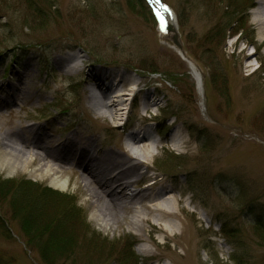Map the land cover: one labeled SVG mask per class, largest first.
Masks as SVG:
<instances>
[{"label":"rangeland","instance_id":"obj_1","mask_svg":"<svg viewBox=\"0 0 264 264\" xmlns=\"http://www.w3.org/2000/svg\"><path fill=\"white\" fill-rule=\"evenodd\" d=\"M30 1L36 12L28 0H0V87L11 94L9 83L28 69V93L1 107L0 133L44 127L55 141L75 134L105 151L121 148L133 128H152L164 136L167 150L153 151L148 175L164 178L165 189L177 190V197L185 190L192 217L173 208L176 220L152 218L167 238L146 224L104 230L76 178L63 176L61 192L28 171L0 170V186H7L0 192V264H264V28L254 22L258 0L252 8V0H163L175 13L184 52L202 70L200 91L171 41L158 38L143 0ZM77 53L88 69L69 74L60 61ZM92 68L140 81L141 93L125 102V120L105 122L90 108L86 90H98L89 84ZM147 93L151 109L141 117ZM178 128L187 144L172 151ZM31 183L76 199L87 225L58 219L47 230L58 215L50 205L61 200L44 194L39 200L46 212L34 207L37 194L29 186L22 192ZM93 238L108 249L100 252ZM131 239L136 244L130 248ZM43 244L46 257L39 251Z\"/></svg>","mask_w":264,"mask_h":264},{"label":"bare ground","instance_id":"obj_2","mask_svg":"<svg viewBox=\"0 0 264 264\" xmlns=\"http://www.w3.org/2000/svg\"><path fill=\"white\" fill-rule=\"evenodd\" d=\"M143 1L152 17L158 38L163 42L171 41L172 46H169L174 48L183 62L188 64L192 77L200 91L205 82L204 75L201 68L184 52L174 11L163 0ZM253 1H250L252 5L247 8L254 6L255 2ZM257 5L258 9L254 14L257 19L254 22L256 26L264 28V0H258ZM31 17L33 16L31 15ZM162 27L164 32L161 30ZM168 27L170 30H166ZM262 34V41L264 42V31ZM174 36H177L175 43L171 40ZM81 59V55L77 53L62 59L60 64L69 74L82 73L88 67L85 68L84 63L86 62H82ZM76 62H81V69L77 68ZM27 71L28 69H24L22 72H17L16 81L9 83L7 89L10 90L11 94L6 89H2L3 86L0 87V109L4 106L13 105L26 94L28 91L25 83L28 77ZM126 83L128 86H125ZM89 84H92L98 90L90 91V89H87L86 91L89 92L87 101L97 117L105 122L125 120L129 113L126 110L125 102L127 99L137 98L138 94L141 93L139 80H130L126 75L119 76L117 73L100 71L94 68L89 71ZM153 101L156 100L153 99ZM151 102V94H145L139 111L141 117L149 113ZM122 124L124 125L125 122ZM174 124L175 122L168 124L167 128H173ZM33 125L35 124L31 126ZM45 131L44 127L34 129L26 126L22 130L13 128L8 133H0V170L17 173L28 171L29 175L48 180L51 188L58 189L61 192L66 191L65 184L60 183L63 176L76 178L88 197L86 207L92 209L93 215L96 216V222L104 230L120 229L122 223L137 229H142V225L146 224L151 227L152 232L163 233L167 238L164 226L162 224H159L160 227L156 224L153 225L152 218L157 221L176 220L177 214L173 208L192 217L186 211L184 205L185 200L183 199L187 194L185 190H181L182 197L178 195L179 198L175 195L179 193L177 190L171 193L173 191L168 192L165 189L164 184L161 183L162 180L163 182L166 181L164 178L148 175L151 172L148 163L154 157L153 151L156 149L167 150L165 146L161 145L164 136H160L152 128L145 127L139 130L133 128L126 134L121 148L105 151L97 148L92 140H83L75 134L58 142L51 137L52 133L47 135V131ZM154 135H158L159 139L155 140ZM170 143L172 151H179L183 149V146H186L187 142L184 140L179 128L175 130L173 135L171 134ZM142 181L148 182L144 189L127 193L129 187L137 186ZM0 183L2 182L0 181ZM28 186L30 192L33 193L32 195L37 194L34 207H44L45 203L39 200L44 194L46 195L45 199L49 201L55 200L56 196L54 194H57L62 201L51 204L50 207L56 209V212L62 215L58 222L68 220L67 223L73 224V226L74 223L78 227H84L83 224L87 225L85 217L76 208V199L61 193H54L46 187L32 183L23 185L22 192L28 191ZM4 188L0 186V192ZM15 202L18 204L17 199H15ZM42 210L46 212V207ZM141 210L145 212L144 216H141V212H139ZM12 215H14V212H12ZM128 215H131V217H128ZM19 221L27 229V221L23 216L21 219L19 218ZM195 221L196 219H194ZM0 227H4L2 220L0 221ZM2 230L0 228V232ZM29 230L30 226H28ZM221 231L225 235L223 227H221ZM22 234L26 242L29 243L30 238L24 230ZM131 242L130 248L135 247V241L131 239ZM152 263L157 264V262H151L150 264Z\"/></svg>","mask_w":264,"mask_h":264},{"label":"trees","instance_id":"obj_3","mask_svg":"<svg viewBox=\"0 0 264 264\" xmlns=\"http://www.w3.org/2000/svg\"><path fill=\"white\" fill-rule=\"evenodd\" d=\"M35 2V1H34ZM28 4H29V8H30V10H31V8L32 9H34V10H32L33 12H36V9H35V7L33 6V4L31 3V1L30 0H28ZM56 197H58V195L57 194H54ZM59 198V197H58ZM60 199V198H59ZM61 200V199H60ZM62 201V200H61ZM43 202V201H42ZM60 203V202H59ZM61 217H62V215L61 214H59L58 213V215L55 217V218H52V220L50 221V223L47 225L48 226V229L47 230H49V229H51V227H52V225L54 224V223H56L57 222V220L59 219V221H60V219H61ZM63 222V221H62ZM260 224V223H259ZM92 241H93V243H94V245H96V247L98 248V250L100 251V252H103V250H105V249H108L107 247L109 246V245H105V242H102V241H99V240H95L94 238L92 239ZM43 247H41V248H39V251H40V253L42 254V255H45L44 257H46V255L48 254L47 253V251H46V244H43L42 245Z\"/></svg>","mask_w":264,"mask_h":264},{"label":"water","instance_id":"obj_4","mask_svg":"<svg viewBox=\"0 0 264 264\" xmlns=\"http://www.w3.org/2000/svg\"><path fill=\"white\" fill-rule=\"evenodd\" d=\"M161 30H162V32H164V28L163 27H162ZM166 30H170V28L168 27ZM175 38H177V36H174V37L171 38V40H173L174 43L176 42Z\"/></svg>","mask_w":264,"mask_h":264}]
</instances>
